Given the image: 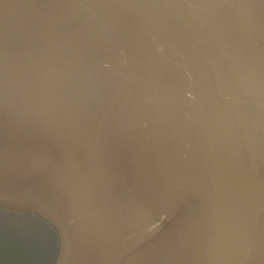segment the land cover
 <instances>
[{
  "label": "water",
  "instance_id": "1",
  "mask_svg": "<svg viewBox=\"0 0 264 264\" xmlns=\"http://www.w3.org/2000/svg\"><path fill=\"white\" fill-rule=\"evenodd\" d=\"M0 264H264V0H0Z\"/></svg>",
  "mask_w": 264,
  "mask_h": 264
}]
</instances>
